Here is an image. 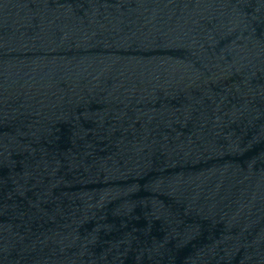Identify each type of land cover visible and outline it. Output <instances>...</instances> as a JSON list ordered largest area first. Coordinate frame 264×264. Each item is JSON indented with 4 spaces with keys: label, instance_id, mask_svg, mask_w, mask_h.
<instances>
[{
    "label": "water",
    "instance_id": "obj_1",
    "mask_svg": "<svg viewBox=\"0 0 264 264\" xmlns=\"http://www.w3.org/2000/svg\"><path fill=\"white\" fill-rule=\"evenodd\" d=\"M0 264H264V0H0Z\"/></svg>",
    "mask_w": 264,
    "mask_h": 264
}]
</instances>
